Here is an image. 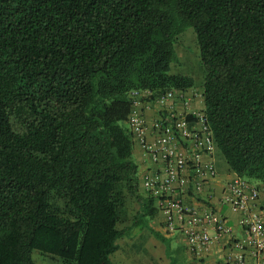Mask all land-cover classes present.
Returning <instances> with one entry per match:
<instances>
[{
    "label": "trees",
    "instance_id": "obj_1",
    "mask_svg": "<svg viewBox=\"0 0 264 264\" xmlns=\"http://www.w3.org/2000/svg\"><path fill=\"white\" fill-rule=\"evenodd\" d=\"M188 27L201 88L171 72ZM193 88L217 157L258 185L264 210V0H0V264H38L36 251L118 264L121 240L164 239L133 158V92Z\"/></svg>",
    "mask_w": 264,
    "mask_h": 264
},
{
    "label": "built area",
    "instance_id": "obj_2",
    "mask_svg": "<svg viewBox=\"0 0 264 264\" xmlns=\"http://www.w3.org/2000/svg\"><path fill=\"white\" fill-rule=\"evenodd\" d=\"M146 95L148 91L133 92L129 124L152 164L141 182L157 198L164 229L183 236L194 256L203 257L217 247L221 264H264V210L258 185L231 171L220 199L215 201L214 192L207 189L219 169L214 132L200 106L202 92L168 90L154 101L143 100ZM152 103L159 106V116L150 125L144 109ZM223 207L236 215L235 223Z\"/></svg>",
    "mask_w": 264,
    "mask_h": 264
},
{
    "label": "rangeland",
    "instance_id": "obj_3",
    "mask_svg": "<svg viewBox=\"0 0 264 264\" xmlns=\"http://www.w3.org/2000/svg\"><path fill=\"white\" fill-rule=\"evenodd\" d=\"M175 49L177 56L172 63L171 72L192 76L201 88L204 73L193 27H188L179 35ZM202 105L203 103L200 104L201 107ZM133 158L139 164L141 171L143 168L139 161L140 151L137 144ZM218 168L220 175L228 168L222 157L219 159ZM138 206L137 202H132V209H129V214H127L128 221ZM151 225L164 234V239L155 237L150 229L144 228L134 238L121 240V248L112 255V259L118 264H190L193 261V256L183 236L176 233L167 234L160 217L153 220ZM34 257L38 264H57L55 259L43 256L37 251Z\"/></svg>",
    "mask_w": 264,
    "mask_h": 264
},
{
    "label": "crops",
    "instance_id": "obj_4",
    "mask_svg": "<svg viewBox=\"0 0 264 264\" xmlns=\"http://www.w3.org/2000/svg\"><path fill=\"white\" fill-rule=\"evenodd\" d=\"M145 106H146L145 104L141 105L142 108H144ZM178 107L181 108L182 107L181 104H179ZM158 109H159V106L154 103H152L148 109H144L150 125L152 124L153 120L159 116ZM139 151H140L139 161H140L141 167L143 168L140 171V174L143 175L146 171H148L149 169H152V164L150 163L148 158H146V156L144 155L140 147H139ZM219 159L220 158L217 157L216 155L217 167H219ZM230 173L231 171L229 170V168H227L224 173H222L221 175L219 174L218 178L215 181H213L212 184H210V186H208L207 189L212 190L214 192L215 201L220 199L221 190L223 188L224 183L229 179ZM222 211L227 213L230 217L231 215H233L230 219H231V223H235L236 215L234 213L230 212V210H228L226 207H223ZM217 249L218 248L216 247L215 249L211 251V253L203 256L205 260V264H221L220 260L218 259L219 251Z\"/></svg>",
    "mask_w": 264,
    "mask_h": 264
}]
</instances>
